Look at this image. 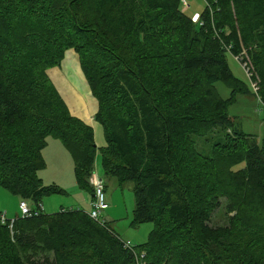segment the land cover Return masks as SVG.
Masks as SVG:
<instances>
[{
  "label": "trees",
  "instance_id": "obj_1",
  "mask_svg": "<svg viewBox=\"0 0 264 264\" xmlns=\"http://www.w3.org/2000/svg\"><path fill=\"white\" fill-rule=\"evenodd\" d=\"M71 48L99 103L104 175L134 183V224L154 228L128 248L81 208L0 217V264H264V120L259 140L228 114L251 87L227 58L264 105V0H207L198 21L181 0H0V185L34 207L59 191L38 177L50 137L93 198L94 128L47 74ZM218 129L201 151L196 136ZM222 198L230 224L213 226Z\"/></svg>",
  "mask_w": 264,
  "mask_h": 264
},
{
  "label": "rangeland",
  "instance_id": "obj_2",
  "mask_svg": "<svg viewBox=\"0 0 264 264\" xmlns=\"http://www.w3.org/2000/svg\"><path fill=\"white\" fill-rule=\"evenodd\" d=\"M206 7L207 0H181L182 10L192 18H197V14L203 12ZM199 18L200 16H198ZM227 58L234 74L246 81L251 87V93L238 94L236 102L230 105L228 114L240 130L256 135L260 140L263 136L264 105L257 96L249 73L241 59L231 53H228ZM47 74L56 88L62 92H60V95L65 97L66 104L70 105L71 108L68 107L71 113L78 118H80L79 114L86 117L91 124L89 125L94 128L95 145L98 147V158L96 157V159H99L101 163L102 172L100 174L105 178L106 198L110 206L102 213L100 221L110 223L123 241H131L133 246L143 244L148 240L154 224L152 222L134 224L136 199L133 182L126 181L121 184L117 177L104 175L103 157L100 148L106 147L107 141L104 127L96 118L98 110L95 112L94 106L95 102L98 103V100L92 94L80 53L74 48L68 49L62 62L48 69ZM217 88L224 98L231 95V89L224 83L219 82ZM223 134L224 132L218 129L208 137L196 136L198 148L205 153L210 152L215 139ZM48 140H50L49 144L42 151L46 166L38 171V177L42 180L44 186H57L59 189V191L47 194L42 198L43 202L46 203L47 211L45 213H54L63 208L72 207L79 200L75 198L77 197L76 191L72 187L75 179V163L71 152L61 139L50 137ZM101 145L104 146L101 147ZM97 163H99L98 160L95 161L94 169L100 171ZM19 202L20 198L18 196L0 185V214L8 207H12L14 214L8 213L7 217L14 219V216L20 212ZM29 204L31 207L33 206L31 202ZM84 209L88 210V207ZM109 213H111V217H108ZM230 214L232 213H229L228 203L225 198H222L220 207L212 215L211 225H229Z\"/></svg>",
  "mask_w": 264,
  "mask_h": 264
},
{
  "label": "built area",
  "instance_id": "obj_3",
  "mask_svg": "<svg viewBox=\"0 0 264 264\" xmlns=\"http://www.w3.org/2000/svg\"><path fill=\"white\" fill-rule=\"evenodd\" d=\"M186 3V1H185ZM194 21H198V15L197 18H193ZM245 68L247 69V72L249 69L247 68L246 64H244ZM90 183L93 186V199L91 201V210L88 212L89 215L101 222L105 223V221H100V216L102 213L109 208V203L106 198V184H105V178L98 172L93 170V173L90 177ZM37 206H30L28 200L21 199L19 202V208H20V214L18 216L21 217H30L33 215H39L40 213L43 212V203L39 202L36 204ZM2 223H7L9 222L10 227H13V224L15 222V219H9L7 218L5 213H1L0 215ZM125 242V247L132 248L133 245L131 241H124Z\"/></svg>",
  "mask_w": 264,
  "mask_h": 264
},
{
  "label": "crops",
  "instance_id": "obj_4",
  "mask_svg": "<svg viewBox=\"0 0 264 264\" xmlns=\"http://www.w3.org/2000/svg\"><path fill=\"white\" fill-rule=\"evenodd\" d=\"M198 16H200V13L199 14H197ZM59 90V89H58ZM61 92V91H60ZM62 93V92H61ZM65 98V97H64ZM69 105V104H68ZM70 106V105H69ZM71 108V107H70ZM99 109V103H96L95 102V106H94V111L95 112H97V110ZM82 120H84L86 123H88V124H90L89 122H88V120L86 119V117H83V116H81L80 114L78 115ZM91 125V124H90ZM96 133H97V130H96ZM96 137H97V134H96ZM54 137H52V139H53ZM49 142H50V140H48V144H49ZM47 144V145H48ZM104 145H101V147H103ZM98 158V157H97ZM98 160V162L99 163H97V166H98V168H100V171L98 170V169H96L95 168V171H98L99 173H101L102 171V168H101V163H100V161H99V159H96V161ZM72 187H74V189H75V191H76V196L77 197H75L77 200H79V202H75V204L72 206V207H70V208H75V209H78V208H81V209H83V210H85L84 208L85 207H88V210H85V211H89L90 209H91V201H92V196L89 194V193H87L86 191H84V190H82L80 187H79V185H78V182H77V180H76V176H75V179H74V181H73V183H72ZM31 202V201H30ZM42 203H43V212H45V211H47V208H46V203L45 202H43V199H42ZM33 205V204H32ZM109 208H110V206H109ZM108 208V209H109ZM20 209V208H19ZM105 212V211H104ZM3 213H5L6 214V216L8 215V213H13L14 214V212H13V208L12 207H8V209H6ZM20 214V212H18L17 214H16V216H14V218L15 217H17L18 215ZM108 217H111V213H109L108 214ZM8 218V217H7ZM115 230V229H114Z\"/></svg>",
  "mask_w": 264,
  "mask_h": 264
},
{
  "label": "water",
  "instance_id": "obj_5",
  "mask_svg": "<svg viewBox=\"0 0 264 264\" xmlns=\"http://www.w3.org/2000/svg\"><path fill=\"white\" fill-rule=\"evenodd\" d=\"M59 92H60V90H59ZM63 99L66 100L64 97H63ZM68 106H69V105H68ZM69 107H70V106H69Z\"/></svg>",
  "mask_w": 264,
  "mask_h": 264
}]
</instances>
